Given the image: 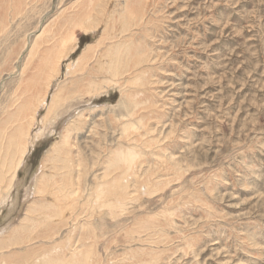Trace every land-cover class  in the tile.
Wrapping results in <instances>:
<instances>
[{
	"label": "rangeland",
	"instance_id": "374dc122",
	"mask_svg": "<svg viewBox=\"0 0 264 264\" xmlns=\"http://www.w3.org/2000/svg\"><path fill=\"white\" fill-rule=\"evenodd\" d=\"M88 1L0 0V136L42 31L41 56L61 34L75 50L1 186L0 264L86 250L90 264H264V0H108L96 31L73 29ZM89 80L103 93H85ZM57 91L65 104L42 125ZM80 116L71 163L54 162Z\"/></svg>",
	"mask_w": 264,
	"mask_h": 264
},
{
	"label": "bare ground",
	"instance_id": "6f19581e",
	"mask_svg": "<svg viewBox=\"0 0 264 264\" xmlns=\"http://www.w3.org/2000/svg\"><path fill=\"white\" fill-rule=\"evenodd\" d=\"M18 1L20 0H17V2ZM107 3H108V0H89L87 3L85 2H83L82 4L79 3L77 8H75V9H78L79 12L73 13L71 17V19L73 20V29L78 27V28H81L87 31H96V29H98L99 26H101L102 19L100 15L104 14L105 11L109 9V8L106 9L105 5H107ZM108 12L110 13V10ZM142 16L143 15H141V11H137L130 4L126 5L125 16H124L126 23L128 22H129L128 24H132L133 22L135 23L136 22L135 19L137 18L138 20L139 17L142 18ZM0 25L3 28L5 27L4 22H0ZM48 34H50L48 30L44 29L42 33L36 39L35 45L30 52L29 59L33 58L34 62H36L35 56L39 54V63L35 64V68L31 72H30V66L34 65V63L29 64L30 63L29 60L27 64L25 63L26 66L24 68V72L28 74L29 78L27 76V79L25 80L26 88L24 89V92L20 91L21 94H24V97H25L24 101L22 102L19 109L17 110L15 109L16 111H13L10 113L8 122L6 123V128L4 132H2V135L0 136V162H1L0 163V200L2 199L1 196L3 194L1 193L2 184L8 183L9 189L13 186L15 178L18 174V171L21 168L22 164L24 163L25 156L28 152H30V150H28L30 132L37 124V115L39 113V110L46 107V105H48L50 93L58 84L57 82L60 77V72H62L61 71L62 63L68 60L67 58L70 57L72 53H74L75 51L74 48H72L71 50H68V46H69L68 44L71 42L73 36H67V34H61V37L58 41L59 47L56 48L57 50H55L54 52L47 51L43 54V56H41V54L44 52L43 51L44 48H42V45L44 41L46 42L47 40L46 39L43 41V39ZM88 60H89V57L84 56L82 59H80V61L74 62V64L71 65L70 70L72 69L75 70V69L80 68L81 64H84V67L85 65L88 66V62H87ZM70 70H69V73H70ZM98 83L97 81L93 82L89 80L85 93H89L93 95L102 94L103 93L102 90L104 89V87H99L101 85ZM110 86H113V84H111ZM64 94L65 92L63 91H57V94L53 95L52 104L49 107V111L47 110L48 114L46 118L43 119L42 125H44L45 123L48 124L51 121L50 117L54 118L55 116H58L61 106L63 105L62 102L64 101V104H65V101H66L64 98ZM82 125H84V120L81 116L78 117L76 120H74L73 126H71L68 129V131L66 132V135L62 138L61 142L57 144V146H55L54 152L52 156H50L51 160L56 162L58 158H64L67 161L66 163L70 162L69 157L71 156V153L69 152L68 147L69 146L71 147L73 145L72 132L75 131L76 129L77 130L81 129L80 127ZM37 137H39L38 134H37ZM65 149L66 151H64ZM62 155L64 156L61 157ZM3 157H4V160H3ZM131 165L129 163L128 171L132 169ZM65 168H69V165L68 166L66 165ZM42 187L43 189H47L50 186L44 184V186ZM102 192H103L102 190H99L100 194L105 195V193H102ZM99 193L97 195H99ZM102 195L100 197H102ZM56 212L57 211H53L52 215L46 218L47 219L46 221H49L57 217ZM42 218L45 219V216H43V214H42ZM50 222H53V221H50ZM57 224L55 225L56 227L58 226ZM14 237L15 236L13 237L8 236L7 238H4V239H9V241H12ZM26 243H28V241ZM74 255H77V254H74ZM52 260L53 259H51L50 261ZM91 260H92L91 253L88 250H86L85 255L80 256L79 254L76 260H69L68 258L64 259V257L60 256L59 264H90Z\"/></svg>",
	"mask_w": 264,
	"mask_h": 264
}]
</instances>
